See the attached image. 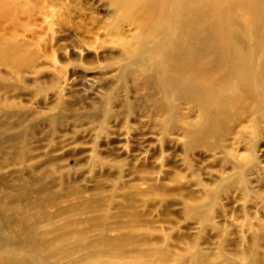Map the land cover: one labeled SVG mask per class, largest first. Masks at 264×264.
Masks as SVG:
<instances>
[{
	"label": "rangeland",
	"instance_id": "obj_1",
	"mask_svg": "<svg viewBox=\"0 0 264 264\" xmlns=\"http://www.w3.org/2000/svg\"><path fill=\"white\" fill-rule=\"evenodd\" d=\"M152 1L0 0V220L27 210L39 240L59 237L54 220L99 242L57 257L24 245L22 259L87 264L97 251L95 264H264V98L243 112L231 56L260 40L253 63L264 60V0H235L227 13L213 0L206 13ZM196 7L210 44H190L194 26L178 40ZM160 27L163 54L217 57L213 76L230 83L201 94L181 66L168 69L146 39ZM257 66L250 76L264 82Z\"/></svg>",
	"mask_w": 264,
	"mask_h": 264
},
{
	"label": "bare ground",
	"instance_id": "obj_2",
	"mask_svg": "<svg viewBox=\"0 0 264 264\" xmlns=\"http://www.w3.org/2000/svg\"><path fill=\"white\" fill-rule=\"evenodd\" d=\"M203 1L205 0H187V4H191V5H196L201 9V12L203 11L204 13H206V11L209 8V5L205 6L203 5ZM156 2V0L152 1V4H154ZM213 4L216 5L218 4L219 7L223 10H225L224 13H227L228 11H226V7H228L229 9H231V6H234V8H237L241 5L240 2L235 1V0H229L228 2H226V0H224L223 3L222 0H213ZM220 3V4H219ZM198 7H196L194 9L193 12H190V14L182 21L178 22V26L181 29V31L178 33V40H181L183 38V32H184V28L190 29L189 26H194L193 30L194 32L197 33V35L195 37H193V39L190 42V39L188 38V42H190L191 45L193 46H198L199 44H203V43H207L210 44L212 41V37H210V33L214 32L213 29H211L209 27L208 21L203 20L202 18L200 19V17H198ZM202 14V13H201ZM225 16V15H224ZM168 20V18H167ZM232 24L236 25L237 22L235 21H230ZM239 22V21H238ZM163 23L160 22L159 26H161ZM177 25V23H176ZM240 25V24H239ZM216 31H221L222 27H215ZM165 31L163 32V29L160 27L158 29H156V34H147L146 35V39L150 38L151 41L155 42L156 45L154 46V48H160L162 51V55H161V60L168 66V69H172L174 70L175 67H182L184 72L186 73V77H188V75H191L192 78L188 79L189 81H191L193 84H195L194 86H196L198 88V90L200 91L201 94H211L210 92L213 91H221L220 88L226 87L227 83L231 81V79L229 77L226 76H220V77H214V70L215 68L218 67L220 60L218 61V58H211V59H206L204 57H199V59L201 60H187L185 58H183L182 56H174V55H170L168 53L163 54L165 51L163 49H165V42L163 37H165ZM209 37V38H208ZM160 38V39H158ZM222 41V40H221ZM225 41V40H224ZM260 42V40H259ZM258 42V43H259ZM258 43L256 45L253 46H249V45H245L244 43L241 46V49H237L235 48V50L233 51L234 55H231L232 57H235V55L239 56L240 61L235 65V69H237V75L241 76L239 77L241 80H237V84L240 87V94L239 97L242 101V105H244L243 108V112L247 115V109L245 108L246 105L248 103H250V101L256 102V103H260L261 100L264 98V82L262 80V82L255 79H252L250 76V72L252 69V72L254 70V66H257V68L260 66L261 64L264 62V60L262 62H259L257 64L253 63V58L259 56V58L261 57L262 54H255L257 51V47H258ZM225 45V42H224ZM176 46L178 47V45L176 44ZM237 50V52H236ZM152 51V49H151ZM148 52V51H147ZM160 60V59H159ZM247 61V62H246ZM246 62V63H245ZM259 70H261L262 72V76L264 75V69L262 70V68H259ZM229 78V79H228ZM229 80V81H227ZM244 82H246V84H243ZM244 86H246L244 88ZM191 87H193V85H191L188 89H190ZM217 98L219 100H221V97ZM248 100V101H247ZM22 199V195H20L17 199V201L15 200V202H20V203H24L26 202L27 205V209L31 210V211H37L38 210V204L36 202V200L30 199V198H26L24 197L23 202L21 201ZM33 203H30V202ZM55 201V200H54ZM53 200H49V202L47 204H52L55 206H58L57 204H54ZM39 204H46L43 203L41 200L38 201ZM95 210L96 207H94L93 205H91V208ZM89 210V209H88ZM27 211V210H26ZM26 211L22 212L21 218L15 219L14 217H11L9 219H1L0 220V224H3L4 227L6 228L5 224L8 225V227H13L14 229H17V232L19 233V236H10V234L6 233V229L5 228H1L0 232L2 231L3 234L0 236V253L4 254L5 260H7V258H10L11 260L9 261V263L11 264H34L33 261H31L30 259H26L25 257H23L22 259V255L20 254L21 252H23L24 249V245L27 246V250L28 251H33L34 254H38V253H42V251L46 252L48 256L54 255L55 257H57L58 255L56 254V252L62 248H68L70 247L71 244H75L77 243V248L80 247H84L83 243H88L87 246L92 247L91 245H95L98 244L99 242H93L90 241L86 236L85 233L83 232H79L76 231L73 228V223L70 224H65V225H55L54 224V220L48 221V225L49 227H51L52 229H55L53 232L54 233H59V237L57 239H54V241H49V239L46 240H39L37 238V235H35L33 232V229L36 225V220H34L33 217H27L26 215ZM20 212L18 211V214ZM65 213H67L66 210H61L57 216L58 217H62L65 215ZM48 217V215H47ZM50 218V217H49ZM7 221V222H6ZM92 223L95 222L94 219L90 220L87 224L90 225ZM71 229H74L72 232L70 231ZM87 231V230H86ZM63 234H60V233ZM44 238H47L46 236H44ZM8 244V245H7ZM39 249V252H37V250ZM94 252V253H93ZM7 254V255H6ZM19 254V257L17 256ZM92 255V259L91 260H99L100 258H97L99 253L97 251H92L91 252ZM45 257V256H44ZM125 259V258H122ZM97 261L93 262V261H88V263L90 264H95ZM105 263V262H104ZM36 264V263H35Z\"/></svg>",
	"mask_w": 264,
	"mask_h": 264
}]
</instances>
